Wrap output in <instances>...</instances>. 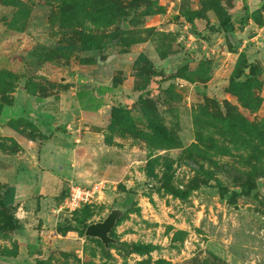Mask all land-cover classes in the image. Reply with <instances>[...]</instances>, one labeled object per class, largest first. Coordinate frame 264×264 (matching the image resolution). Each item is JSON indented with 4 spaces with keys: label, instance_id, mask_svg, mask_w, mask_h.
<instances>
[{
    "label": "rangeland",
    "instance_id": "374dc122",
    "mask_svg": "<svg viewBox=\"0 0 264 264\" xmlns=\"http://www.w3.org/2000/svg\"><path fill=\"white\" fill-rule=\"evenodd\" d=\"M235 5L232 21L248 4L0 0V198L22 168L15 140L39 139L20 96L37 107L99 76L125 102L83 119L98 133L90 184L106 188L78 227L80 212L61 209L75 228L32 262L264 264V58L229 83L238 56L224 46L240 36H209ZM261 12L260 4L250 14L264 22ZM111 210L119 212L112 242L84 236ZM16 216L0 206V264L22 263Z\"/></svg>",
    "mask_w": 264,
    "mask_h": 264
},
{
    "label": "crops",
    "instance_id": "0c3cea01",
    "mask_svg": "<svg viewBox=\"0 0 264 264\" xmlns=\"http://www.w3.org/2000/svg\"><path fill=\"white\" fill-rule=\"evenodd\" d=\"M241 3L248 4V8L236 21H232V18L239 12L238 6H233L228 12L233 28L231 35H239L236 39L240 42L232 47L235 52H228L224 46V54L236 57L242 53L248 63H253L260 61L259 56L264 58V22H254L250 13L262 5L264 0H241ZM79 82L83 84L69 87L57 97L42 98L43 102L40 99V104L45 103L43 107L40 104L33 106L30 102L32 100L29 101L26 95L20 96L25 110L30 112V115L24 117L39 135V139L33 141L15 140L24 149L21 156L16 157V160L21 159L22 163L19 164L22 168L15 173L11 184L14 187L13 207H16L17 221L21 225L17 232L21 264H37L30 259H39L45 242L55 243V237L65 242L70 230L75 228L68 227L70 222L62 223L66 217L60 213L59 197L63 187L70 184L87 186L93 181L89 158L91 149L96 147L93 139L98 133L88 131L89 124L86 125L83 119L96 113H106L110 107L125 103L123 94L112 89V85L88 79ZM66 101H71V111L64 106L67 105ZM59 104L64 106L62 111H59L61 108L57 110ZM80 129H84L83 132ZM76 212H80V209ZM72 219L75 224L77 222L76 227L84 222L79 217ZM56 228L63 229V234L58 233Z\"/></svg>",
    "mask_w": 264,
    "mask_h": 264
},
{
    "label": "trees",
    "instance_id": "16d2710c",
    "mask_svg": "<svg viewBox=\"0 0 264 264\" xmlns=\"http://www.w3.org/2000/svg\"><path fill=\"white\" fill-rule=\"evenodd\" d=\"M262 7H264V3L262 4ZM254 22L259 23V21L254 17L251 16ZM233 30L232 25L230 24L229 21V15H226L217 25L212 27L210 34L212 33H217V34H227L231 33ZM207 43H210V39H207ZM225 49H227L228 52H235V50L232 48L230 44H225ZM253 63H248L246 61V58L244 54L239 53L238 58L236 60V64L234 67V71L232 74L229 76V83H233V81L239 79L241 75H244V71L247 70L248 73H250L251 68H253ZM250 77V76H248ZM115 85H113L114 89ZM115 108V107H112ZM13 200H14V187L13 185H7L5 186V189L2 193V196L0 198V206L3 207L4 209H9L13 207ZM88 206H84L80 209V216L79 220L84 221L83 213L85 212V208ZM86 226V225H85ZM12 230L18 231L21 228V225L19 224L18 221L15 220V224H12ZM85 228V227H84Z\"/></svg>",
    "mask_w": 264,
    "mask_h": 264
},
{
    "label": "built area",
    "instance_id": "2783aa9c",
    "mask_svg": "<svg viewBox=\"0 0 264 264\" xmlns=\"http://www.w3.org/2000/svg\"><path fill=\"white\" fill-rule=\"evenodd\" d=\"M106 186L104 182H96L87 186H76L70 184L68 193L63 199L60 209L74 212L84 206H89L92 202L99 198Z\"/></svg>",
    "mask_w": 264,
    "mask_h": 264
},
{
    "label": "water",
    "instance_id": "95a60500",
    "mask_svg": "<svg viewBox=\"0 0 264 264\" xmlns=\"http://www.w3.org/2000/svg\"><path fill=\"white\" fill-rule=\"evenodd\" d=\"M106 77H97V81L102 82L106 80ZM119 212L117 210H111L100 222L90 223L84 228V236L96 238L100 241L102 245L112 242L108 238V233L114 225Z\"/></svg>",
    "mask_w": 264,
    "mask_h": 264
}]
</instances>
